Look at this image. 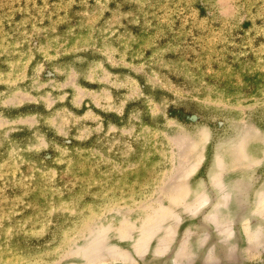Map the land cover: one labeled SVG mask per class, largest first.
<instances>
[{
    "label": "rangeland",
    "instance_id": "1",
    "mask_svg": "<svg viewBox=\"0 0 264 264\" xmlns=\"http://www.w3.org/2000/svg\"><path fill=\"white\" fill-rule=\"evenodd\" d=\"M0 264H264V0H0Z\"/></svg>",
    "mask_w": 264,
    "mask_h": 264
}]
</instances>
